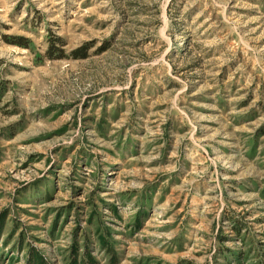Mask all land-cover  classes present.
<instances>
[{"label": "rangeland", "instance_id": "1", "mask_svg": "<svg viewBox=\"0 0 264 264\" xmlns=\"http://www.w3.org/2000/svg\"><path fill=\"white\" fill-rule=\"evenodd\" d=\"M0 264H264V0H0Z\"/></svg>", "mask_w": 264, "mask_h": 264}, {"label": "trees", "instance_id": "2", "mask_svg": "<svg viewBox=\"0 0 264 264\" xmlns=\"http://www.w3.org/2000/svg\"><path fill=\"white\" fill-rule=\"evenodd\" d=\"M16 42V44L18 45V46H21V47H27V44L25 43L26 42V39L25 38H23V37H19V38H17L16 40H15ZM54 43H52L51 44V48H50V51L52 50V45H53ZM85 48L86 47H84V48H79V49H76V50H74L72 53H71V55H72V57L73 58H83L84 56H85ZM50 51L48 50V54L50 53Z\"/></svg>", "mask_w": 264, "mask_h": 264}]
</instances>
